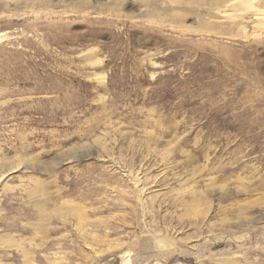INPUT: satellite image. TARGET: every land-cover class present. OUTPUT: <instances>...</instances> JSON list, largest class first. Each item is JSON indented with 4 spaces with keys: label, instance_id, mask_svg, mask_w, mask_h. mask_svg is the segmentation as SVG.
I'll use <instances>...</instances> for the list:
<instances>
[{
    "label": "rangeland",
    "instance_id": "1",
    "mask_svg": "<svg viewBox=\"0 0 264 264\" xmlns=\"http://www.w3.org/2000/svg\"><path fill=\"white\" fill-rule=\"evenodd\" d=\"M169 2L0 0V264H264V42L246 92Z\"/></svg>",
    "mask_w": 264,
    "mask_h": 264
},
{
    "label": "bare ground",
    "instance_id": "2",
    "mask_svg": "<svg viewBox=\"0 0 264 264\" xmlns=\"http://www.w3.org/2000/svg\"><path fill=\"white\" fill-rule=\"evenodd\" d=\"M142 1L143 0H104L106 4L111 3L113 6L117 7L111 17H114L116 22L121 23L125 22V20L132 22H147V20L144 19L145 15L143 14V10L147 9L148 18L150 15L148 12L153 8L150 9L141 6ZM128 2H131L130 4L140 3V7H138V16L135 15L131 17L122 14V7L128 5ZM189 2L195 3V8L186 6L184 10L189 13L195 10V12L198 13V17L200 18V22L198 23L200 28L197 30L199 40L210 41L212 44L217 45L213 47L216 53H214L213 60H210L212 62L211 67L216 68L223 65L230 72L232 71L239 77L247 79L248 83L245 86L246 92L255 87L254 81L256 79L263 81V79L259 77L256 67L260 66L257 48L264 42V36L261 35L262 33H259L264 29L262 26V24H264V12L262 11L264 9V0H170L167 6L172 7L176 5L178 7ZM76 4L83 6L87 5L84 1L81 3L76 2ZM172 15L173 12L169 13L170 18L173 20L174 18ZM105 20L106 22L114 23L111 19ZM161 22L162 21L158 22V24ZM162 26H168L174 30L176 34L179 35V39L185 38L181 34L185 33L187 30L184 31L181 29V26ZM85 61H89L90 64L94 63L89 57H85ZM206 61L207 60H205V62ZM205 62H202V64ZM97 63H100V61L97 60ZM229 77H231V75H229ZM237 86H239L238 83L232 84V82H230V87L233 90H237ZM1 169L2 167H0V170ZM125 176L127 180L132 183L134 192L137 195V202L143 208L145 204V189L142 184V178L139 177L140 175L137 174V172L134 174H125ZM74 217V225L81 228L80 232H83L86 227L90 226L89 223L85 222L86 218L83 215ZM82 223H84V225H82ZM167 248H169V245L165 242H157V249L160 252H164ZM120 264H130V261L123 260Z\"/></svg>",
    "mask_w": 264,
    "mask_h": 264
}]
</instances>
